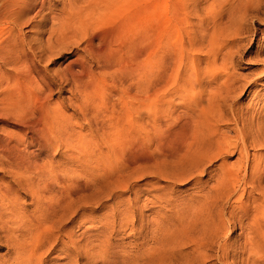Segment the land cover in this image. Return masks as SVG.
<instances>
[{
    "label": "bare ground",
    "instance_id": "6f19581e",
    "mask_svg": "<svg viewBox=\"0 0 264 264\" xmlns=\"http://www.w3.org/2000/svg\"><path fill=\"white\" fill-rule=\"evenodd\" d=\"M29 1L8 0V7L0 5V22L10 21L12 13L13 16L21 14ZM261 1L224 0L228 7L227 14L234 15L232 13H236L234 11L238 9L240 11L237 12L238 16L241 13L236 22V19L230 16L231 27L228 25L229 30L225 29L228 30L226 33L228 38L229 36L231 40L234 38L233 44L235 38L247 32L243 27L242 16H246L248 11L258 13L262 9ZM0 3L3 4L2 1ZM61 10L65 17L56 31L58 40H55L58 42L49 40L47 47L39 48V52L41 54L52 52L53 55L56 45H60L58 47L64 50L68 41L78 47L81 56L76 55L74 59L66 62V65L56 72V79L60 85L69 87L75 100V108L80 115L79 120L71 113L62 116L54 108L55 105H52L54 81L52 76H47L46 69L39 67V58L34 59L30 55L18 57L20 54H17V58L12 61L6 56V61L10 62L12 67L0 73V169L11 174L13 178L8 184L0 183V230L5 228L3 230L6 233L1 234L10 246L5 256L9 262L7 264H35V256L40 252L38 248L41 249V243L38 241L37 245L31 243L29 245L31 240L26 239L28 243L26 241L24 243L28 245L24 246L17 241L18 237L22 236L19 235L17 238L12 236L16 235L15 232L18 230L30 234L34 229H38L36 225H28L31 219L9 221L17 206L19 190L30 195L31 203L40 209L39 212L52 214L57 208L65 207V195L72 192L69 189L70 184L86 188L89 183L104 177L108 172V175L115 176L113 183L118 185L121 184L125 168L135 172L141 169L172 184L192 179L196 173L204 172L205 166L200 163L202 156L205 158L200 132L184 133L185 155H182V152L178 153L177 150L173 154L163 153L137 160L141 154L149 156L148 154L153 151L151 148L162 147L171 138L168 135L158 139L159 134L153 135L155 119L151 111L156 100L165 101L167 96L165 88L167 83L172 81L168 77L170 67L166 65L169 63H165L168 54L165 55L164 49L168 48L165 36L172 31L171 29L168 31L169 25L175 28L177 23L176 0H67ZM235 17L237 18V15ZM213 25L210 33L212 35L209 34L212 37L208 39L210 47L214 53H220L223 48L226 50L225 46L229 49L225 55L223 54V59L221 58L222 70L221 66L216 68L213 63L207 65L206 68L209 67L205 70L199 67L196 81L199 97L204 100L207 96V104H200L199 107L198 124L206 130L212 124L210 130L215 132L219 128L217 129L214 123L224 118L228 119L227 115L221 114V110L225 109L228 99L235 92L237 79L231 69L229 70V66H232L235 60L233 54L236 52L225 45V42L223 43L225 46L218 43V34L223 31L219 33L220 24L217 27L215 21ZM255 34L256 31H253L252 35ZM4 36V39L1 37L0 50L6 49L5 51L12 53L15 34ZM163 42L166 48L163 47ZM170 47L172 46L169 45ZM213 50L210 53H213ZM163 54L166 56L164 62L161 59ZM1 56L3 58V55ZM213 61H216L214 57ZM262 61L263 67L260 72L264 75V59ZM178 62L179 60L177 64ZM176 67L174 70L178 69L179 64ZM177 72L179 73V70L175 71L176 84L173 83V78L170 82L173 84H168V87L169 85L179 87L177 83L181 79L177 78L180 76ZM216 76H220L222 81L218 88L213 90L214 87L212 88L208 82L211 78L214 82ZM207 78L210 89H207L205 84ZM254 82L246 80L240 91ZM259 85L264 87V81ZM176 90L174 92H177ZM235 97L228 104V111L238 129L236 141L239 147L234 148L237 147L239 154L243 155L241 162L243 174L240 181L251 190L249 188L246 200L240 201L237 211L230 213V217L237 220L241 233L245 234L242 246L237 247L239 251H231V259L233 263L264 264V154H254L250 159L248 154L249 146L264 150V102L258 110H253L250 105L238 111L240 104L238 97ZM73 119L76 121L73 122ZM5 125L11 126L12 130L6 129ZM74 126H77L78 131H75ZM125 134L130 136H123ZM221 141L225 143L226 139L223 137ZM227 146L225 150L230 149ZM223 153L222 150L207 156V162L220 157ZM217 167L221 169L216 180L218 186L227 189L234 186L241 168L238 166L236 171L226 170L222 161ZM252 192L257 196H253ZM211 195L213 196V192L204 194L208 200ZM125 214L123 211L120 216L123 217ZM67 237L68 241L64 246L72 249L67 251L64 249L61 253L66 258L74 254L76 259H79L80 251L75 247L74 239L70 235ZM94 247L95 245L90 242L86 253L90 258L89 264L94 258ZM227 256L222 255L223 258ZM42 263L40 261L39 264Z\"/></svg>",
    "mask_w": 264,
    "mask_h": 264
},
{
    "label": "rangeland",
    "instance_id": "374dc122",
    "mask_svg": "<svg viewBox=\"0 0 264 264\" xmlns=\"http://www.w3.org/2000/svg\"><path fill=\"white\" fill-rule=\"evenodd\" d=\"M1 1L2 7H8V0ZM66 2L67 0H30L29 4L24 6L21 14L18 13L13 16L12 13L10 21L0 22V41L5 38L4 35L15 34V41L13 48H11L13 52H7L6 49L0 50V73L2 74L12 67L10 62L6 61V56L10 57L12 61L17 58V54H20L18 57L30 55L34 59L39 58V67L46 69L47 76H52L54 81L51 95L52 105H55L54 108L62 116L71 113L75 119L79 120L80 115L75 108V100L72 98L69 87L60 85L56 79V72H59V69H62L66 62L74 59L76 55H80L78 47L75 43L68 41L65 43L66 49L64 50L58 47L60 45H56L53 55H51L52 52L51 54L39 52V48L45 49L47 47L46 44L49 40L54 43L58 42L55 40H58L56 37L58 32L56 31L65 17L61 9ZM261 2L263 3L264 0ZM262 3V9L258 13L248 11L246 16H242L244 23L242 25L247 32L235 38L240 40L238 42L234 40V44L232 41L234 38L231 40L226 33L229 30L228 25L231 27L230 16H233L236 22L238 17H241V13L238 16L239 9L238 11L235 9L234 12L236 13H232L234 15L227 14L228 7L224 0H176V26L174 28L167 24L170 27H168V31L170 29L172 31H169L171 34L166 32V34H170L165 36L168 48L163 42L165 44L163 47L166 48L163 49L164 53L166 52L165 55L168 54L169 60L164 54L161 59L163 61L166 57L165 63H169L166 65L170 67V69L168 68V77L172 81L174 78V84H176L175 71L179 70L177 74L180 76L177 75L179 76L177 78L181 79V83L178 80L179 87L177 85L171 86L173 83H170L172 81L169 80L170 82L168 81L169 83L165 88L167 99L165 97V101L156 100L152 104L151 112L155 119L153 135L159 134L158 139L168 135L171 138L164 146L151 148L153 151L148 154L149 156L141 154L137 160L163 153L173 154L177 150L178 153L182 152V155H185L184 133L200 132V140H203L201 143L204 147L202 151L205 156V158L202 156L200 163L205 166L204 172L202 174L196 173L192 179L180 180L172 184L164 178L147 174L141 169L135 172L125 168L119 185L113 183L115 176L113 174L108 175V172L104 177L89 183L90 185L86 188L70 184L69 189L72 192L70 195H65V207L57 208L58 212L52 214L39 212L40 209L31 203L30 195L26 191L19 190L17 206H15L9 221L31 219L28 225H36L38 229H34L30 234L18 230L15 232L16 235L13 234L12 236L16 238L19 235L22 236L18 237L17 241L24 246L28 243L27 240H31L29 245L30 243L31 245L41 243V249L38 248L40 252L36 254L34 259L35 264H39L40 261L43 262L42 264H89L90 258L86 256V253L90 242L95 245V254L91 264H240L239 262H232L231 251H239L237 247L242 246L245 234L241 233L236 223L237 220L230 217V213L233 214L237 211L240 201L246 200L251 188L248 185H243L240 181L243 174V164L241 163L243 155L237 151V147H239V143L236 141L238 129L228 111V104L235 96V98L238 97L240 107L237 110L240 111V109L243 110L250 105L253 110H258L264 102V87L259 85L264 81V75H261L262 72H260L264 59V4ZM213 21L216 22L217 27L220 24L219 33L223 31L218 34V43L223 44L225 42V45L227 44L230 49L232 48L237 53L234 52L233 58L235 60H233L232 66H229V70L231 69L230 71L237 79L234 87L236 89L231 98L228 99L225 109L221 110V114L227 115L228 119L224 120V118L215 122L214 125L216 124L217 129L219 128L215 132L210 130L212 124L207 130L198 124L199 107L200 104H207V96L205 101L199 97L196 81L199 67L205 70L209 67L206 68L207 65L213 63L216 68L221 66L220 69L222 70V56L229 49L223 44L226 50L223 48L220 53L215 52V54L213 48L210 47L208 39L212 37L209 34L212 33ZM253 31H256V34L259 33V38L255 40V44H253V40L256 34L252 35ZM168 37H170V44ZM251 38L252 40H250ZM169 45L172 47L169 48ZM212 50L213 53H210ZM170 51L174 52L173 55ZM39 55L41 56L39 57ZM213 57L216 61H213ZM161 59L159 60L161 61ZM178 60L179 67L176 69ZM209 60L211 61L208 62ZM215 62H218V66ZM208 78L205 80L207 89H210V84L212 88L214 87L213 90H216L222 81L220 76L217 77L218 80L215 78L214 82L211 80L212 78H209L210 82H208ZM246 80L255 82L240 91L241 85ZM168 84L171 85L168 87ZM72 99L73 101H71ZM5 128L12 130V127L8 125H5ZM74 128L75 131H78L77 126ZM123 136L130 135L125 134ZM203 136L204 138H202ZM223 137L226 139L225 143L221 141ZM225 146L231 150H225ZM235 146L237 147L234 148ZM220 150L224 151L223 155L207 162V156L217 151L221 152ZM257 153L264 154V150L253 146L248 147L249 159ZM221 161L225 164L226 170L236 171L238 166L241 168V172L237 176L238 179L235 180L237 182L234 186H229L228 189L218 186V182H216L221 173V169L217 167ZM10 175L5 170L0 169V183L5 185L13 181L12 175ZM210 192H213V196L211 195L210 200H208L204 194L207 195ZM251 194L257 196L253 192ZM123 211L126 214L121 217ZM3 229L5 230V228H1L0 234L6 233ZM66 234L74 239L75 247L80 251L79 259H76L74 254L66 258L61 253L64 249L66 251L72 249L64 246L65 242L68 241ZM3 236L0 235V259H3L0 260V264H7L9 262L6 261L5 256L10 246ZM26 236L27 238L24 239ZM25 241L27 243H24ZM223 254H227L228 258H223Z\"/></svg>",
    "mask_w": 264,
    "mask_h": 264
},
{
    "label": "snow or ice",
    "instance_id": "6c2138e0",
    "mask_svg": "<svg viewBox=\"0 0 264 264\" xmlns=\"http://www.w3.org/2000/svg\"><path fill=\"white\" fill-rule=\"evenodd\" d=\"M259 38V33H257L256 37H254L253 44H255V40Z\"/></svg>",
    "mask_w": 264,
    "mask_h": 264
}]
</instances>
